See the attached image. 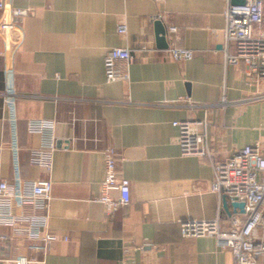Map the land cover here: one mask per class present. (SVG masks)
Returning a JSON list of instances; mask_svg holds the SVG:
<instances>
[{
    "label": "crops",
    "instance_id": "1",
    "mask_svg": "<svg viewBox=\"0 0 264 264\" xmlns=\"http://www.w3.org/2000/svg\"><path fill=\"white\" fill-rule=\"evenodd\" d=\"M226 0H7L33 13L21 24L13 49L0 33V178L14 175L13 125L6 70L14 74L13 113L20 175L50 178L44 210L57 233L48 252L19 228L0 224V264L27 254L31 264H232V253L214 235L185 236L187 219L227 217L212 190L209 158L183 154L174 121L209 117L215 155L223 159L260 142L264 150V79L253 81L245 62L229 63L225 50ZM167 47L157 43L156 20ZM120 23L127 31L120 33ZM178 27L177 32L169 30ZM128 46L130 76L108 81L105 57ZM193 51L176 58L172 47ZM231 42L229 51H234ZM225 100V101H224ZM224 101V103H222ZM34 119L54 121L56 147L50 172L33 162L45 134ZM107 149L131 182V201L114 212L97 198L106 176ZM26 211H30L29 208ZM239 211H242L241 209ZM6 235V238H1Z\"/></svg>",
    "mask_w": 264,
    "mask_h": 264
},
{
    "label": "built area",
    "instance_id": "2",
    "mask_svg": "<svg viewBox=\"0 0 264 264\" xmlns=\"http://www.w3.org/2000/svg\"><path fill=\"white\" fill-rule=\"evenodd\" d=\"M224 11L226 25L225 50L229 63L245 62L247 74L253 81L264 79V0H244L234 3L226 0ZM7 0H0V9L4 10ZM33 13L32 8L12 7L10 13L0 18V33L8 40L6 44L14 50L22 44L21 24L24 18ZM171 32H177L176 25H170ZM120 33L127 31V25L120 23ZM234 51H229L230 43ZM176 58H191L192 50L172 47ZM133 52L128 46L111 48L104 60L108 81L128 79ZM14 72L6 70L8 100L11 103L13 136L14 175L12 178H0V224L18 229L21 221L33 243L30 247L43 253L48 252L51 244L59 239L57 233L48 228V219L44 210L48 209L52 199L53 181L50 178L24 179L20 175L18 150L15 136L13 102ZM225 101V100H224ZM224 101L222 103H224ZM179 127L178 141L183 154H195L209 158L212 162L214 179L212 190L218 194L220 208L225 199L231 202H243L244 210L236 207L227 219L222 212L213 219H187L182 222L181 230L185 236L214 235L218 244L232 253V264H264V150L260 142L247 144L226 158L215 155L209 132L210 120L187 118L174 121ZM29 130L45 134L40 148L33 150V162L50 172L52 152L56 147V138L52 133L54 121L34 119L28 123ZM106 176L101 184V195L97 198L108 211L114 212L120 206L131 201V182L118 170L114 149H107ZM1 169V163H0ZM29 208L30 211H26ZM1 235V238H6ZM130 249L125 252L123 264H133ZM34 261L27 254L14 258L15 264H31Z\"/></svg>",
    "mask_w": 264,
    "mask_h": 264
},
{
    "label": "water",
    "instance_id": "3",
    "mask_svg": "<svg viewBox=\"0 0 264 264\" xmlns=\"http://www.w3.org/2000/svg\"><path fill=\"white\" fill-rule=\"evenodd\" d=\"M234 3H244V0H233ZM156 32H157V43L160 47H167L168 46V42L166 39V28L162 22V20L157 19L156 22ZM224 205L226 208H228V203L227 200H224ZM233 205L235 207H239L241 208V210H244V203L243 202H238L235 201L233 202Z\"/></svg>",
    "mask_w": 264,
    "mask_h": 264
}]
</instances>
